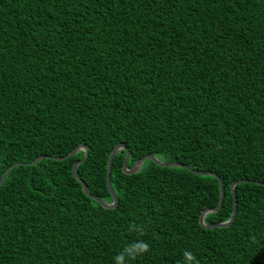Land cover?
<instances>
[{"label":"trees","instance_id":"16d2710c","mask_svg":"<svg viewBox=\"0 0 264 264\" xmlns=\"http://www.w3.org/2000/svg\"><path fill=\"white\" fill-rule=\"evenodd\" d=\"M212 171L218 180L146 159ZM0 264H264V0H0ZM146 225L145 235L128 231Z\"/></svg>","mask_w":264,"mask_h":264},{"label":"water","instance_id":"95a60500","mask_svg":"<svg viewBox=\"0 0 264 264\" xmlns=\"http://www.w3.org/2000/svg\"><path fill=\"white\" fill-rule=\"evenodd\" d=\"M119 149H126L125 145L123 144H118L116 145L113 150L111 151L109 157H108V162H107V171H106V186H107V189L108 191L110 192L111 194V197H112V201L111 202H106L104 201L103 199H101L100 197L96 196V195H92L88 189H87V186L85 184V182L81 179V177L79 176V174L77 173V166L82 163L87 155H88V148H87V145L86 144H79L78 146H76L70 153L64 155V156H61V157H54V159L56 160H64L68 157H71L73 156L77 151L79 150H82L84 152V155L81 159L79 160H76L73 165H72V173L74 175V177L81 183V188H82V191L87 195L89 196L90 198L96 200L102 207L104 208H113L117 205V202H118V198L111 186V182H110V175H111V165H112V160H113V157L114 155L116 154V152L119 150ZM45 156H39L37 158H35L34 160H32L31 162L29 163H14L13 165H10L9 167H7L4 172L2 173L1 177H0V186L2 185V183L4 182L6 176H7V173L8 171L13 167V166H17V165H20V164H23V165H26V164H34L36 163L37 161H39L40 159L44 158ZM129 157H130V153L129 151L126 149V153H125V157H124V161H123V165H122V171L126 174H133V173H136L139 171L142 163L146 160V159H150L151 161H153L155 164L161 166V167H182V168H185V169H188L190 170L191 172H193L194 174L196 175H211L213 177H215L218 182H219V189H220V198H219V202H218V205L216 207H209V208H205L203 209V211L201 212L200 216H199V223L200 225L203 227V228H206V229H212V228H216V227H226L228 225H230L232 223V221L234 220L235 216H236V213H237V201H236V194L234 192V187L236 184L238 183H241V182H247L248 180H242V179H239L237 181H234L231 183L230 185V189H231V192H232V196H233V209H232V213H231V216L228 220L224 221V222H217V223H214V224H208V223H205L204 221V216L207 214V213H210V212H214L216 211L217 209H219L222 205V202H223V198H224V186H223V183L221 182L220 178L218 177L217 174H215L214 172L212 171H200V170H196V169H193L191 168L190 166L188 165H185V164H182V163H179V162H165V161H162V160H159L158 158L155 157V155L153 154H146L142 157H140L139 159H137L133 165L131 167H128V160H129ZM252 182H255L257 184H264V182H261V181H252Z\"/></svg>","mask_w":264,"mask_h":264},{"label":"clouds","instance_id":"9594fccd","mask_svg":"<svg viewBox=\"0 0 264 264\" xmlns=\"http://www.w3.org/2000/svg\"><path fill=\"white\" fill-rule=\"evenodd\" d=\"M146 225L131 223L128 231L136 233L139 236L145 235ZM151 250L148 242L140 239L132 243L125 244L122 250L114 257V264H130L131 261L143 256ZM183 264H199V260L191 251H184L182 253Z\"/></svg>","mask_w":264,"mask_h":264},{"label":"bare ground","instance_id":"6f19581e","mask_svg":"<svg viewBox=\"0 0 264 264\" xmlns=\"http://www.w3.org/2000/svg\"><path fill=\"white\" fill-rule=\"evenodd\" d=\"M113 163V162H112Z\"/></svg>","mask_w":264,"mask_h":264}]
</instances>
